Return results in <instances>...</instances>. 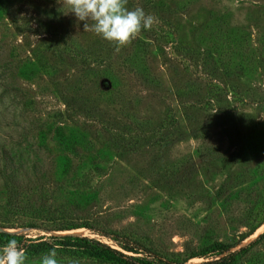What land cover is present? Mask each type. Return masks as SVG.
<instances>
[{
    "label": "rangeland",
    "instance_id": "374dc122",
    "mask_svg": "<svg viewBox=\"0 0 264 264\" xmlns=\"http://www.w3.org/2000/svg\"><path fill=\"white\" fill-rule=\"evenodd\" d=\"M138 6L158 23L116 52L62 0H0V209L16 199L94 227L28 226L25 212L2 229L110 243L101 231L114 230L198 263L203 246L245 234L264 191L251 147L264 136V0ZM239 264H264V236Z\"/></svg>",
    "mask_w": 264,
    "mask_h": 264
},
{
    "label": "trees",
    "instance_id": "16d2710c",
    "mask_svg": "<svg viewBox=\"0 0 264 264\" xmlns=\"http://www.w3.org/2000/svg\"><path fill=\"white\" fill-rule=\"evenodd\" d=\"M81 50L84 49L76 48L77 52ZM248 64L249 62L245 63L244 67ZM226 70L230 72L227 67ZM214 72L215 75L213 74V76H216L218 74L216 67L214 71H211V73ZM211 78L213 77L211 76ZM148 124L137 122L138 127L147 128ZM198 129L199 127L197 126L192 127L190 132L197 135ZM178 132L177 136H182L183 133L181 131ZM160 136V139L165 141L170 139L166 133ZM251 147L255 153H264V136L251 143ZM254 204V213L245 234L237 242L213 241L203 246L199 251L193 253V255H203L205 257L198 263H184V259L163 256L141 243L138 239L114 230L101 231L102 234L112 240V243L94 236L69 233L49 235L50 239L48 240H35L23 236V233H11L2 229V227H12V218L14 217V220L22 218L21 213L25 212L32 214L31 221L25 224L28 226L41 224L54 230H69L82 226L94 228L89 220L80 219L76 216H67L64 213H55L44 208L39 209L38 207L28 211V208L26 209L19 205L16 199L0 209V247L9 240L16 239L25 248L28 258H33L40 255L43 256L54 245H58L57 257L67 256L70 259H87L96 264H239L241 256L247 253L264 236L263 230L254 239L238 248L232 249L236 243L253 233L264 222V191Z\"/></svg>",
    "mask_w": 264,
    "mask_h": 264
},
{
    "label": "clouds",
    "instance_id": "9594fccd",
    "mask_svg": "<svg viewBox=\"0 0 264 264\" xmlns=\"http://www.w3.org/2000/svg\"><path fill=\"white\" fill-rule=\"evenodd\" d=\"M62 4L78 21H85L84 31L91 30L113 44L116 52L130 45L143 29L152 30L158 23L142 7L129 9L128 0H62ZM58 247L54 245L45 253L40 258L41 264H59ZM27 261L26 250L16 239L0 247V264H27Z\"/></svg>",
    "mask_w": 264,
    "mask_h": 264
}]
</instances>
